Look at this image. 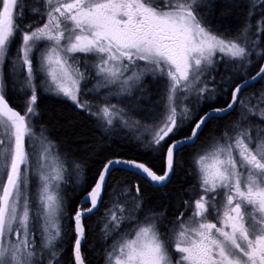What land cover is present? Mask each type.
I'll list each match as a JSON object with an SVG mask.
<instances>
[{"label":"rangeland","instance_id":"rangeland-1","mask_svg":"<svg viewBox=\"0 0 264 264\" xmlns=\"http://www.w3.org/2000/svg\"><path fill=\"white\" fill-rule=\"evenodd\" d=\"M11 1L15 2L16 8L11 18H20L25 12L24 8H19V0ZM196 1L145 0L151 16L147 19L151 24L162 28L180 42L178 57L173 60L154 36L140 39L124 36L116 32L122 29L115 28L108 18H85L84 11L74 18L64 10L67 0H30L29 15L37 13L38 16L32 17L37 22H43L31 32L21 35L16 51L18 58L13 62L19 73L25 70L28 74L35 66L41 79L39 84L45 93L76 104L80 99V71L74 58L79 52L106 53L110 60L104 61L107 66H102L98 74L111 83L110 87L107 86V100L95 101L92 90L85 89L86 93L82 95L85 99L90 96L89 101L93 103H80L94 110L93 116L102 127L101 134H111L113 129L123 128L124 132L146 146L156 147L171 124L189 122L193 117V107L211 98L208 75L216 60L223 58L239 63L245 60L247 63L253 55L260 53L264 0H250L259 13H255L252 21L234 39L217 37L205 27H200L198 20L190 15L197 6ZM41 3L48 8L43 13L37 7ZM91 5L99 8L101 2L94 1ZM9 11L12 15L13 5ZM2 29L0 54L15 35L14 20L10 19ZM146 77L152 81L161 79V88L155 99L150 98ZM248 106V102H240L244 111ZM249 113L264 119V103L253 105ZM15 130L13 126L10 131L12 136L16 134ZM256 137L259 136H248V132L238 134L233 142L216 141L201 151L196 167L204 189L210 192L222 187L226 191L237 189L238 181H243L240 178L241 170L246 169V175L250 176L247 180L251 181H246L244 185L253 190L259 186L258 182L264 183V136ZM4 140L0 134V155L5 150ZM28 147L24 151L21 168L9 183L5 199L3 160L0 156V211L4 206L0 212V222L3 221L5 232L4 245H1L0 234V251L2 257L9 261L8 264H51L57 255V241L64 227L63 184L68 177L82 184L84 169L83 164L61 152L33 130L28 137ZM244 159L259 166L245 164ZM6 160L7 155L4 162ZM12 162L9 163L10 167ZM138 206L132 203L130 208L134 211ZM123 217L127 215L118 216L114 210L109 217L108 233L116 236L108 251V264H172L166 262L165 257L168 256L171 261L172 256L159 240L154 216L150 215L120 232ZM171 238L175 249H182L179 254L183 261L187 260L183 256L188 255V217L177 221ZM222 254H227L226 248Z\"/></svg>","mask_w":264,"mask_h":264},{"label":"trees","instance_id":"trees-1","mask_svg":"<svg viewBox=\"0 0 264 264\" xmlns=\"http://www.w3.org/2000/svg\"><path fill=\"white\" fill-rule=\"evenodd\" d=\"M4 4L5 0H1L0 11ZM11 5L14 7L13 16L16 10L15 2L10 4L9 9ZM29 5L30 0H19V8H24L25 12L20 18H10L11 21L14 20L15 35L0 54V93L12 107L19 110L26 120L25 151L29 148L28 137L30 131L33 130L54 144L61 152L67 153L70 158L83 164L84 180L82 184L75 183L70 177L63 184L64 227L62 235L57 241V255L51 260V264H75L73 254V245L76 240L74 215L79 209H84L80 205V200L93 187L104 164L112 158L135 159L146 163L156 173H163L167 144L188 136V127L192 122H196L204 113L213 108L224 107L229 102L235 85L259 70L264 58V26L259 45L260 53L253 55L247 63L245 60L240 63L237 60L227 61L223 58L216 60L208 75L209 85L212 88L210 90L211 98L203 100L201 104L198 103L193 107V117L189 122L187 120L181 125L184 127L183 129L180 127L173 130L156 147H150L134 139L128 132L120 133L115 129L111 134L98 132L94 121L84 113L75 111L71 102H63L61 98L43 91L39 84L41 79L34 68L35 66L28 74L25 73V70L20 73L17 71L13 60L18 58L16 51L21 35L31 32L43 22H37L33 17L26 18L30 16ZM222 6L215 7L213 18L208 19L213 21L212 25L217 31L224 33L227 37L236 38L252 21V18H245L244 10H241L240 18H234L233 7ZM37 7L41 11V6L37 5ZM32 14L34 17L38 16L37 13ZM160 81V78L153 81L148 79L147 87L152 99L157 97V92L161 88ZM243 100L249 103L248 109L245 111L240 107V102ZM258 102L264 103V76L256 85L242 92L234 111L225 117L209 120L195 146L192 148L185 146L176 153L175 172L166 191L153 188L137 174L116 169L108 180L102 207L84 220L86 239L82 245V252L85 263L108 264V251L116 236V234L108 233L107 229L113 210L117 211L118 216L127 215L126 218H122L120 232L124 231L125 227L129 228L150 215L154 216L158 224H165L174 219L171 215L179 208H183L188 200V176L190 175L189 179L194 181L196 175L195 172L188 171V165L192 164L191 154H188L189 150L207 147L216 141L233 142L238 134L243 135L246 132L252 138L254 136H259L256 139L262 138L264 136V119L249 113L253 105H257ZM255 124L257 126H254ZM13 126L16 128V134L12 136L10 131ZM0 134L3 140L5 139V150L0 155L4 169L2 185H5L10 174V164L17 152L19 125L17 121L9 120L1 111ZM6 155L7 160L4 162ZM132 203L139 205L134 211L130 208ZM170 203L173 207L169 206ZM115 207L116 209H114ZM0 228H2L0 231L1 245H4L3 234L5 232L2 220ZM38 244L37 242V246ZM7 261L5 256L2 257V251H0V264H8Z\"/></svg>","mask_w":264,"mask_h":264},{"label":"flooded vegetation","instance_id":"flooded-vegetation-1","mask_svg":"<svg viewBox=\"0 0 264 264\" xmlns=\"http://www.w3.org/2000/svg\"><path fill=\"white\" fill-rule=\"evenodd\" d=\"M94 1L101 2V7L97 8L91 5V2ZM198 1L201 2L198 3ZM135 2H138V4L136 5ZM196 2V7L191 6L193 8L190 12L191 17L198 20L200 27H205L213 35L223 39L234 38L227 37L224 33L217 31L212 25L213 21L208 19L213 18L215 7L219 5L233 7L234 18H240L241 10H244L245 18H254L255 13H259L257 7L251 5L250 0H197ZM128 4L131 7H126ZM64 5L65 12L72 14L74 18L83 11L85 12V18H108L115 28L122 29V31L116 30V32L124 36H134L136 39L154 36L153 38H157L159 43L165 47L168 55H172L173 60L178 57L180 42L174 40L162 28L151 24L150 20L147 19L151 16L145 6V0H67ZM44 10L47 11L48 8L41 3V12H44ZM26 18H32V15ZM116 18H125V20H117ZM107 56L106 53L79 52L74 60L80 71L78 89L80 99L76 101V104L64 98L61 99L63 102H71L75 111L84 113L91 118L96 124L98 132H101L102 127L98 125L93 116L95 114L94 110L86 105L82 106L80 102L93 103L89 101L90 96L85 99L82 95L86 93L85 89L92 90L91 93L94 96L92 97L95 101L99 99L107 100L106 96L109 93L108 88L111 83L109 84L108 81L103 80L102 76L98 74L102 66H107L104 62L110 60ZM146 79L148 81L150 78L146 77ZM107 86L109 87L107 88ZM195 123L192 122L188 127V136L191 135ZM180 127L184 128L175 124L173 130ZM115 130L120 133L125 131L123 128ZM196 144L197 142L194 145H188V148H192ZM206 148L199 149L197 147L189 150L188 154H191L192 164L188 165V171H193L196 175L194 181L189 179L190 175L188 176V200H186L185 206L171 215L174 221L170 220L165 224L157 223L156 229L159 231V240L172 256L171 261L168 260V256L165 257L166 262L172 264H240L241 262H244V264H264V191L256 190L257 188L264 190L261 189L264 183L263 181L258 182L259 186L253 190L244 185L246 181H251V179L247 180L250 176L246 175V169L245 171L241 170L240 178H243V181L239 182L237 180V189L233 188L231 191H226L222 187L212 192L204 189L203 180H200V174L197 171L196 161L201 151ZM244 161L245 164L252 165V161L251 163L245 159ZM256 165L259 166V164ZM233 167L235 168V165ZM262 178L263 176L261 180ZM143 180L151 184L145 178ZM169 184L160 187V189L166 191ZM229 200L230 202H228ZM169 206L173 207L171 203ZM185 217H188V255L183 256L184 259H187L183 261L181 253L179 254L182 249H175L172 243L171 231L177 221ZM225 248L227 254L223 255L222 252ZM241 259L244 261H240Z\"/></svg>","mask_w":264,"mask_h":264},{"label":"water","instance_id":"water-1","mask_svg":"<svg viewBox=\"0 0 264 264\" xmlns=\"http://www.w3.org/2000/svg\"><path fill=\"white\" fill-rule=\"evenodd\" d=\"M11 0H5V4L0 13V31L10 20V6ZM264 76V58L259 70L252 76L243 79L232 89V95L229 102L222 108H213L204 113L194 124L191 135L176 139L169 143L165 155V170L163 174L156 173L151 167L142 161L126 158H112L108 160L102 167L93 187L81 198L80 205L85 207L79 209L74 215L76 240L73 245V254L75 264H86L83 258L82 245L86 239V228L84 220L95 214L102 207L105 199V191L108 180L111 174L116 169L137 174L148 180L153 187L160 188L168 185L175 172V155L176 153L188 145H194L198 141V137L203 131L205 125L213 118H222L230 114L237 107L240 96L243 91L256 85ZM0 111L12 121H17L19 125V141L17 145V152L13 159L10 174L4 186V199L7 195L9 183L13 175L21 168L24 158V151L26 146V120L18 109L12 107L8 100L0 93ZM174 129L171 124L165 132L161 135L160 140L166 139ZM4 206L1 209V213ZM1 219V217H0ZM1 223V222H0Z\"/></svg>","mask_w":264,"mask_h":264}]
</instances>
